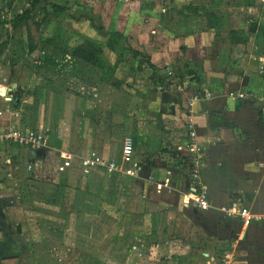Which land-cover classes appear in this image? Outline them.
<instances>
[{
	"label": "crops",
	"instance_id": "1",
	"mask_svg": "<svg viewBox=\"0 0 264 264\" xmlns=\"http://www.w3.org/2000/svg\"><path fill=\"white\" fill-rule=\"evenodd\" d=\"M47 1L84 17L61 13L51 27L52 39L72 38L62 56L33 50L0 62V135L33 130L46 143L0 142V264H70L79 252L78 264H151L155 251L161 264H209L225 250L232 264H264V47L252 46L262 38L250 29L264 26V0ZM84 41L108 68L72 55ZM201 186L207 210L187 197ZM222 206L254 219L246 226ZM33 215L46 235L21 244L12 221ZM78 216L113 221L100 255L66 241ZM200 234L202 255L192 243Z\"/></svg>",
	"mask_w": 264,
	"mask_h": 264
},
{
	"label": "rangeland",
	"instance_id": "2",
	"mask_svg": "<svg viewBox=\"0 0 264 264\" xmlns=\"http://www.w3.org/2000/svg\"><path fill=\"white\" fill-rule=\"evenodd\" d=\"M30 1L31 0H0V42H4L5 44V47H3L0 50V53L2 51V54H0V58H1L0 62H3V64H8V63L13 64V62L16 59L14 57L16 52H18V56H17L18 58L20 56L24 57L23 54H28V52L33 51V50H35L34 52L35 57L38 55L42 56V52H44L45 54L44 57H46L49 54L48 52L56 53L57 55L62 56V53H63L62 50H65L64 47L67 48L69 45L70 46L74 45L73 41L71 40L72 38L70 37L68 31H65V37L63 41L61 39V36H59L56 39H52L51 37H49V34L53 30V28L51 27H53L55 23L56 25L57 23H61V24L62 22L64 23V20L62 17L59 16L61 14L54 13V11L51 10V8L48 6L46 2L39 3L44 6V9H41L40 5L37 6L36 10L32 13L29 20L24 21L20 27L13 29L10 23V20H12L16 16L17 13H21L27 8H29ZM74 5L84 6V7L86 6V4L79 3L78 1H76V4H73V6ZM47 8L51 10L50 12L51 17L49 16V14H47V11H46ZM64 13L67 15H70L71 17L75 19H80L81 17H84V16L78 17L77 15L81 13L75 12L73 10H71L69 13L67 11ZM85 17H88V15H85ZM90 18H93V17L90 16ZM250 29L256 30L255 35L257 38L258 37L262 38L260 42H255L254 44H252V46L254 45L259 46L261 50L262 49L261 46L264 47V26L262 27L259 26L255 28L250 27ZM61 33H62V29L60 31V34ZM53 35L55 37L58 36V29L54 28ZM58 59H55L57 60L55 62L58 63L59 62ZM59 60L61 61L60 62L61 64L63 62L62 58ZM41 61L44 62L47 60L41 59ZM51 61L54 62L53 59ZM38 64L39 66H41L43 63L41 64L40 62ZM73 65L74 63L73 61H71V63L67 64L66 66L73 67ZM122 67L123 68L125 67L124 64ZM122 72L126 73V69H123ZM117 78L115 76L112 77L114 82L117 80ZM107 79L110 80L111 77L108 75ZM10 147L12 149V152L15 151L16 149L15 147L13 148L12 146ZM11 149H9L8 151L10 152ZM69 220L71 221L72 224L67 225L68 232L66 235L67 236L66 241L68 243L71 242L72 244H74L77 247L82 248L83 250L86 249L87 253H92L95 256H98V254L100 255L101 247H103L107 243L108 238L110 237V231L115 229L114 228L115 226L113 225L114 224L113 221H109V220L107 221L106 220H101V221L96 220L97 221V222L95 221L96 224H93L91 220L85 221L84 218H79V216L78 218L71 217V219ZM39 221L40 220H38L37 216L35 215H33L32 217H28L26 219H16L12 221L13 222L12 224L15 226L13 231L15 234H17V239L20 241L21 244L22 243L25 244V242L27 243L34 242L33 239L35 240V242L39 243L40 237L41 239H43V237L46 234L43 233L42 230L38 231L37 226H39V224L38 225L35 224ZM16 223L18 225H16ZM201 234L197 236L199 240L194 239L192 242L196 248L200 249L197 251L200 255H202V250L205 249L206 247V244L204 243L205 238L201 239ZM172 242L174 245H178L177 239L172 240ZM182 243L189 244V241H185ZM59 253L61 255L62 251H59ZM79 253H75L74 256L67 257L66 259H69L70 264H78L77 262H79L80 260L78 259V257H81ZM175 253L177 254L178 252H175ZM76 254H78V256H75ZM164 254H165L164 252L155 251L154 254H152L153 259H151L150 261L151 264H161L159 261L161 258L165 257ZM115 255L117 254L112 253L110 256H115ZM216 255L217 253H215V256H213L211 260L209 259V264H213L219 260L216 258ZM43 256H44L43 253L41 252L38 253V258H44ZM87 259L89 263V261L92 260L93 257L89 256L87 257ZM120 259H122V257ZM144 263L149 264V262L145 260H144ZM200 264H202V261L200 262Z\"/></svg>",
	"mask_w": 264,
	"mask_h": 264
},
{
	"label": "built area",
	"instance_id": "3",
	"mask_svg": "<svg viewBox=\"0 0 264 264\" xmlns=\"http://www.w3.org/2000/svg\"><path fill=\"white\" fill-rule=\"evenodd\" d=\"M7 141L30 148H40L46 145L45 140H43L42 136L37 134L33 130L24 131L18 128L7 129L0 135V142ZM191 146L194 150L196 149L195 144H192ZM125 152L126 159L130 160L133 153V140L130 136H127L125 139ZM97 163L108 168L110 172L118 169V164L116 162H110L107 164L98 160L95 161L92 158L85 159L84 161L85 166H93ZM28 167L31 169L32 165H28ZM131 170H133V168H131ZM191 176L194 181L200 183V168L198 164L191 169ZM194 190V192L187 194L188 200L193 202L202 210H207L208 208H210L211 204L208 198L206 187L201 186L200 189L194 188ZM220 209L228 217L241 218L243 220V224L246 226L249 225L250 222L254 219V215L252 214V212L245 207L236 209L234 207L222 206ZM232 261V252L225 250L219 257V260L213 264H232Z\"/></svg>",
	"mask_w": 264,
	"mask_h": 264
},
{
	"label": "trees",
	"instance_id": "4",
	"mask_svg": "<svg viewBox=\"0 0 264 264\" xmlns=\"http://www.w3.org/2000/svg\"><path fill=\"white\" fill-rule=\"evenodd\" d=\"M40 2H46L56 14L64 13L69 9L67 5L50 3L47 0H31L29 2V8H27L21 13H17L16 16L12 20H10L13 29L20 27L24 21L29 20L32 13L36 10V6ZM90 20L93 19L90 18ZM236 33H237L236 31L232 32V35L235 38H236ZM1 45L3 44H0V46ZM102 52H103L102 49L96 46L93 42L84 41L75 48H73L72 55L82 60L85 63H89L93 65L94 67H98L100 69H106L108 68V64L105 58L102 56Z\"/></svg>",
	"mask_w": 264,
	"mask_h": 264
}]
</instances>
